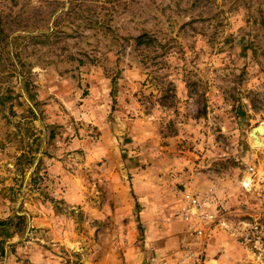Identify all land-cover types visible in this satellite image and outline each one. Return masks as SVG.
Returning a JSON list of instances; mask_svg holds the SVG:
<instances>
[{
  "label": "rangeland",
  "instance_id": "1",
  "mask_svg": "<svg viewBox=\"0 0 264 264\" xmlns=\"http://www.w3.org/2000/svg\"><path fill=\"white\" fill-rule=\"evenodd\" d=\"M232 1L0 0V264H264V0Z\"/></svg>",
  "mask_w": 264,
  "mask_h": 264
},
{
  "label": "built area",
  "instance_id": "2",
  "mask_svg": "<svg viewBox=\"0 0 264 264\" xmlns=\"http://www.w3.org/2000/svg\"><path fill=\"white\" fill-rule=\"evenodd\" d=\"M253 168L251 169V171ZM209 199V200H208ZM202 199L198 196L190 194L188 192L182 193V206L178 210L177 214L188 223L196 234H203L204 231L201 228L203 222L215 221L216 216L209 213L206 209L212 204L210 198ZM210 201V205L208 202ZM177 264H204V255L188 251L187 247L182 246L178 253L173 254Z\"/></svg>",
  "mask_w": 264,
  "mask_h": 264
},
{
  "label": "crops",
  "instance_id": "3",
  "mask_svg": "<svg viewBox=\"0 0 264 264\" xmlns=\"http://www.w3.org/2000/svg\"><path fill=\"white\" fill-rule=\"evenodd\" d=\"M122 218V217H121ZM39 219H41L42 221H44V222H47V218L46 217H39ZM123 219V218H122ZM122 224H123V226H125L124 224V222H123V220H122ZM68 240H70L69 241V244H71L72 246L73 245H76L75 247H74V249H85V248H87V246H90L91 245V243H92V240L90 239V236H82V237H79L77 234L75 235V236H72V237H69V239ZM170 244H174V241H172V242H169ZM78 246H79V248H78ZM172 248H174V247H172ZM171 248V249H172ZM173 250V249H172ZM166 251H169V250H166ZM171 251V250H170ZM45 263V262H44Z\"/></svg>",
  "mask_w": 264,
  "mask_h": 264
},
{
  "label": "water",
  "instance_id": "4",
  "mask_svg": "<svg viewBox=\"0 0 264 264\" xmlns=\"http://www.w3.org/2000/svg\"><path fill=\"white\" fill-rule=\"evenodd\" d=\"M255 132H259L260 134H264V127L263 126H259L255 129ZM253 136L255 137V142L257 143L258 137L256 136V133L253 134Z\"/></svg>",
  "mask_w": 264,
  "mask_h": 264
},
{
  "label": "trees",
  "instance_id": "5",
  "mask_svg": "<svg viewBox=\"0 0 264 264\" xmlns=\"http://www.w3.org/2000/svg\"><path fill=\"white\" fill-rule=\"evenodd\" d=\"M235 2H236V0L232 1V3H235ZM150 41H153V40L150 39ZM138 43H139V44H148V45H149V43H147V42H145V41L143 40V36H140V37L138 38ZM80 62H81V60H80Z\"/></svg>",
  "mask_w": 264,
  "mask_h": 264
},
{
  "label": "bare ground",
  "instance_id": "6",
  "mask_svg": "<svg viewBox=\"0 0 264 264\" xmlns=\"http://www.w3.org/2000/svg\"><path fill=\"white\" fill-rule=\"evenodd\" d=\"M257 144H260V141H257ZM261 145V144H260Z\"/></svg>",
  "mask_w": 264,
  "mask_h": 264
}]
</instances>
